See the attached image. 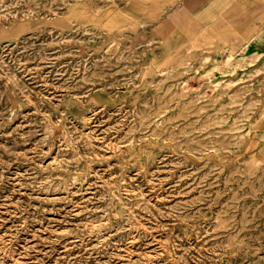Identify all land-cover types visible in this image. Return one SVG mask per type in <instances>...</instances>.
<instances>
[{
    "label": "rangeland",
    "instance_id": "1",
    "mask_svg": "<svg viewBox=\"0 0 264 264\" xmlns=\"http://www.w3.org/2000/svg\"><path fill=\"white\" fill-rule=\"evenodd\" d=\"M179 5L0 0V264H264V69Z\"/></svg>",
    "mask_w": 264,
    "mask_h": 264
},
{
    "label": "crops",
    "instance_id": "2",
    "mask_svg": "<svg viewBox=\"0 0 264 264\" xmlns=\"http://www.w3.org/2000/svg\"><path fill=\"white\" fill-rule=\"evenodd\" d=\"M167 1L180 4L171 13V37L194 29L203 38V51L245 52L264 69V0ZM201 15L203 26L197 18Z\"/></svg>",
    "mask_w": 264,
    "mask_h": 264
},
{
    "label": "bare ground",
    "instance_id": "3",
    "mask_svg": "<svg viewBox=\"0 0 264 264\" xmlns=\"http://www.w3.org/2000/svg\"><path fill=\"white\" fill-rule=\"evenodd\" d=\"M169 20H170V17H168V18L166 19V22H170ZM193 30H194V29H193Z\"/></svg>",
    "mask_w": 264,
    "mask_h": 264
}]
</instances>
